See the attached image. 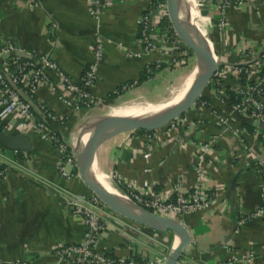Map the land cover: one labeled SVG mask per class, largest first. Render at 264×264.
<instances>
[{"label": "crops", "instance_id": "0c3cea01", "mask_svg": "<svg viewBox=\"0 0 264 264\" xmlns=\"http://www.w3.org/2000/svg\"><path fill=\"white\" fill-rule=\"evenodd\" d=\"M198 1L212 14L204 39L218 67L253 61L264 53V5L260 0H237L220 30L215 27L216 5L210 0ZM151 2L110 0L95 18L89 13L90 0H0V47L12 41L18 47L46 53L75 82L82 83L85 69L93 61L94 39L101 38L103 56L96 67L97 78L88 88L87 106L73 110L62 103L58 95H66V91L55 74L35 94L36 102L63 120L57 128L69 146L92 111L99 113L111 99L139 87L149 88L164 77H174L171 70L190 60L189 49L181 44L177 62L163 63L162 68L142 78L149 63L168 56L164 48L149 54L141 49L137 20ZM193 2L183 0L185 9L190 10ZM162 23L168 26L169 20ZM189 63L187 72L196 61ZM231 82L229 77L224 78L221 86L227 88ZM123 85L128 87L122 89ZM220 89L209 83L201 94L206 104L195 103L186 112L195 123L191 134L176 130L148 143L142 132H122L99 144L92 159L123 193H129L130 186L138 193L152 191L173 199L171 188L178 178L183 190L199 184L210 196L201 209L178 218L189 228L191 241L177 264H264V221L250 217L261 202L262 179L254 162L255 157L264 156V123L232 113L221 100ZM32 111L40 115L35 103ZM217 113L225 114L231 125L244 129L243 133L236 136L224 127ZM1 130L27 134L31 148L0 149V264H74L53 252L59 245L80 241L86 231L83 218L62 201V195L73 191L90 196V191L79 176L66 179L59 175V152L51 140L0 103ZM209 141L211 148L201 161L199 174L194 163L197 149L200 143ZM68 168L77 172L74 167ZM102 213L105 226L97 243L101 251L113 257L159 258L164 263L157 251L164 240L174 241L172 232L149 229L107 208Z\"/></svg>", "mask_w": 264, "mask_h": 264}, {"label": "built area", "instance_id": "2783aa9c", "mask_svg": "<svg viewBox=\"0 0 264 264\" xmlns=\"http://www.w3.org/2000/svg\"><path fill=\"white\" fill-rule=\"evenodd\" d=\"M110 0H90L89 13L98 18ZM216 5L217 17L215 27L222 29L226 22L227 11L236 5L237 0H210ZM264 5V0H260ZM168 19L166 0H152L151 4L144 9L137 20L138 38L143 53L149 54L154 51H161L164 48L168 54L165 60H153L150 65L156 69L161 64L175 63L178 61V47L182 44L171 25L160 30L155 29L162 21ZM103 56V45L101 38L96 36L93 45V61L90 62L84 72L82 83L73 81L46 53L37 52L16 46L12 41L4 43L0 47V103L5 106L8 112L26 118L42 133L44 137L51 140L59 152L57 161V172L68 179L71 176H78L77 172H71L68 167L75 168L72 147L65 141L58 131L62 125L61 117L48 109L43 103L36 102L35 94L39 86L48 81L51 74H55L62 83L65 94H59L58 98L67 107L79 110L89 104L90 93L88 88L95 82L96 67ZM229 77L231 83L227 88L221 86L222 80ZM244 79V81H242ZM213 87L220 89V98L225 102L227 90H232L235 102L228 104L232 113L242 114L257 123H264V53H261L253 61H239L237 63L225 64L217 67L213 79L210 81ZM128 85H123L122 89ZM30 103H35L40 112V117L34 115L30 109ZM204 106L205 101L199 100ZM195 103L192 105L194 106ZM191 106V107H192ZM218 122L227 129L239 136L244 129L233 126L225 114L217 113ZM195 123L189 120L185 114L170 121L161 128L150 132H142L148 143L167 137L172 131L179 130L187 135L194 130ZM137 132V130L131 131ZM211 141L200 143L197 157L194 163L197 172H202L201 161L211 148ZM248 148V146H247ZM254 168L260 175L261 202L250 217L260 218L264 221V156L255 157ZM0 171V175H1ZM129 194H126L130 202H133L151 212L179 218L187 212H194L201 209L210 199L199 184L193 185L189 190H183L180 180L177 178L171 188L170 198H163L152 191L138 193L128 186ZM62 201L70 206L74 213L80 215L86 225L84 237L76 243H64L55 247L54 254L59 259L68 260L74 264H161L159 258L135 259L133 257H113L101 251L98 246V237L105 226V218L102 210L106 207L92 194L86 196L83 193L66 191L62 195ZM16 264H27L25 261H18Z\"/></svg>", "mask_w": 264, "mask_h": 264}, {"label": "water", "instance_id": "95a60500", "mask_svg": "<svg viewBox=\"0 0 264 264\" xmlns=\"http://www.w3.org/2000/svg\"><path fill=\"white\" fill-rule=\"evenodd\" d=\"M168 20L178 38L194 55L198 72L184 96L176 103L151 116H122L102 114L89 122L79 133L73 143L72 151L77 174L86 188L107 209L114 214L149 229L174 235V245L167 254L163 264H177L184 247L191 241L187 225L177 218L158 215L133 202L121 203L95 177L91 162L95 148L103 141L122 132L134 130H155L185 114L201 96L205 87L213 79L218 67V60L208 43L195 32L189 19L182 13L181 0H166ZM31 142L27 134H8L0 131V149L27 151Z\"/></svg>", "mask_w": 264, "mask_h": 264}, {"label": "bare ground", "instance_id": "6f19581e", "mask_svg": "<svg viewBox=\"0 0 264 264\" xmlns=\"http://www.w3.org/2000/svg\"><path fill=\"white\" fill-rule=\"evenodd\" d=\"M185 6L186 5L183 3V0H181L182 13L189 19L190 23L193 25L194 31L199 33L203 38H205L204 31L196 25L197 12L193 11L192 9L188 10L187 8L186 10ZM197 72V64H194V67L185 74L182 82L177 87L171 89L168 94L156 99H142L135 102L119 103L116 105H112L107 109V113L113 115L138 117L154 115L155 113L180 100L190 87ZM91 169L96 179L106 189H108L116 197L117 200L126 205L130 204V200L125 195V193H123L119 188H117L114 183L111 182V180L103 173V171H100L97 166L94 165L93 159L91 162ZM177 243L178 238H176L175 240V245Z\"/></svg>", "mask_w": 264, "mask_h": 264}, {"label": "rangeland", "instance_id": "374dc122", "mask_svg": "<svg viewBox=\"0 0 264 264\" xmlns=\"http://www.w3.org/2000/svg\"><path fill=\"white\" fill-rule=\"evenodd\" d=\"M189 7V6H188ZM191 7V8H190ZM190 9L195 10L198 14V18L197 20L199 21L203 31L205 33H207V21L208 19H210V16L212 15L210 13V11H206V9L203 10V7L199 5V1L198 0H194L193 3L190 4ZM216 12V11H215ZM167 24L162 23L160 24V29H162L163 27H166ZM195 60V57L193 55V53H190V60L189 58L186 60V63L182 64V65H176L175 68H173L171 70V73H174V77L169 78V77H164L161 81H157V83L152 82L151 86L149 88H137L134 90H131L127 93H125L124 95L118 97V98H114L111 99L110 101H108L106 103L105 106H103V108L101 109V111L99 113H90V115L88 117L85 118L84 123L82 125V128L80 130H82L89 122H91L92 120H94L96 117L102 115V114H106L107 109L117 103H129V102H135L138 100H142V99H156L159 97H162L166 94H168V92L177 87L182 80L184 79V76L187 72V70L189 69V62L191 60ZM196 61V60H195ZM172 65V64H171ZM156 78L154 77V80ZM126 194H129L128 192L125 191ZM175 245V242L172 240H164L163 241V245L159 246L157 251L158 253V257L165 259L167 254L170 252L171 248ZM156 256V257H157Z\"/></svg>", "mask_w": 264, "mask_h": 264}, {"label": "trees", "instance_id": "16d2710c", "mask_svg": "<svg viewBox=\"0 0 264 264\" xmlns=\"http://www.w3.org/2000/svg\"><path fill=\"white\" fill-rule=\"evenodd\" d=\"M168 25H170V23H168ZM183 46H184V44H182ZM189 52L191 53V51L189 50ZM164 66V64H161V66H160V68H162ZM155 69V67L153 66V65H150V67H149V70L147 71H145L144 72V75L142 76V78H147L148 76H150L151 74H152V71ZM242 81H244V79H242ZM115 95L114 94H111L110 95V97H114ZM203 98L200 96L198 99H197V101H199V100H202ZM224 100H225V102H227L228 104H231V103H233V102H235V97H234V94H233V92H232V90H227L226 91V96H225V98H224ZM32 107H33V103H30V109L32 110ZM33 112V111H32ZM34 113V112H33ZM38 118L40 117V116H37ZM138 132H144V131H146V132H150V131H152V130H137Z\"/></svg>", "mask_w": 264, "mask_h": 264}]
</instances>
